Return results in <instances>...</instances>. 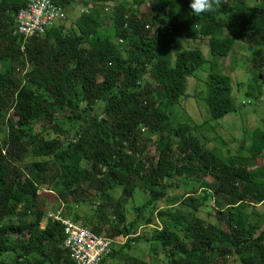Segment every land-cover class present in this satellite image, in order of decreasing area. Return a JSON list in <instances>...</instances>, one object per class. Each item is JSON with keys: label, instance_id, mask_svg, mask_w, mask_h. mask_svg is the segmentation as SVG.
<instances>
[{"label": "trees", "instance_id": "16d2710c", "mask_svg": "<svg viewBox=\"0 0 264 264\" xmlns=\"http://www.w3.org/2000/svg\"><path fill=\"white\" fill-rule=\"evenodd\" d=\"M55 1L64 10L72 4ZM25 2L0 0V264H75L63 225L46 219L51 207L41 190L54 192L74 221L91 206L99 217L83 224L96 234L127 238L101 264H134L123 254L143 238L164 248L163 264H264V175L251 172L264 158V129H250L234 153L238 139L220 142L211 124L244 107L221 67L237 50L252 52L246 104L264 96V0H220L199 16L192 0H132L136 10L125 1L89 0L77 21L66 17L28 39L14 34ZM145 3L150 12L141 14ZM190 41L205 42L211 62L200 45L186 47ZM205 69L207 117L184 131L177 106L189 78ZM150 144L156 158L148 156ZM207 177L213 189L200 186ZM139 191L148 199L129 219L127 205ZM164 197L176 204L160 208ZM111 215L123 226L112 225ZM144 226L151 233L137 235Z\"/></svg>", "mask_w": 264, "mask_h": 264}, {"label": "rangeland", "instance_id": "374dc122", "mask_svg": "<svg viewBox=\"0 0 264 264\" xmlns=\"http://www.w3.org/2000/svg\"><path fill=\"white\" fill-rule=\"evenodd\" d=\"M6 4H9L10 0H3ZM87 1L89 0H72V4L68 6V8L65 10L66 11V17L70 19V21H77L81 15L82 12L88 9L87 6ZM93 1V0H91ZM127 2L128 8H133L136 10L137 6L135 5H128L131 4L132 0H119V2ZM113 6V4H111ZM110 9L108 10V16L107 20L103 19V31L110 32V27H111V13ZM141 14H147L150 12V6L148 3H145L140 7ZM67 20V19H66ZM69 21V22H70ZM203 29H207L206 27H203ZM197 45H200V47L203 49L205 58L207 62H211L212 57L211 54L209 53V50L207 48V45L205 42H196V41H190V43L187 45L191 47H195ZM85 47H87V44H84ZM254 55H259L260 50L256 49L254 52ZM251 54L252 52L250 51H244V50H237L236 54L230 55L225 61H222V69L225 73H229L232 77V83H233V88L234 91H238L240 95H238L239 99L241 102H243L244 107H242L240 110H238L235 113L228 114L224 116L222 119L218 121H212L211 124L215 125L216 129L215 132L216 135L220 136L221 139H219L220 142H231V141H236V143L233 142L232 144V150L234 153H236V149L239 146V140L240 139H245L247 140L251 136V132L249 131L250 129H254L256 127H259L261 129H264V96L260 100V103H258L255 107L252 105H247L246 103L249 101L248 98L245 97V93L247 92V79L249 78V73H247V68L252 65L250 59H251ZM205 66H208L205 64ZM2 68V67H0ZM208 71L209 69H205V71L199 72L196 77H190L189 78V86L187 90V97L183 98L180 105L177 106V112L182 120L181 128L185 131L188 129V127L193 126L194 124L197 123H202L204 118L207 117V111L203 106V101L202 98L206 96L205 93V83L204 81L208 77ZM19 78H23L21 75ZM264 91V87L262 89ZM210 123V122H209ZM208 125V124H207ZM35 128V133H39L42 131L43 127L41 124H36ZM5 128L0 127V136L4 135L5 133ZM236 138V139H235ZM153 140L156 139V136L153 135L152 137ZM1 140V138H0ZM228 142V143H229ZM250 143V141H247V145ZM237 144V145H236ZM214 146V143H210V148ZM226 146V145H225ZM149 157L151 158H156L157 157V151H156V146L155 144H150L149 148ZM232 152V154H234ZM246 154V152H242ZM34 159H27V163L31 164ZM231 162H234L233 164L230 163L227 158H225V163L229 165L236 166L240 162L239 160L233 159ZM251 172L253 173L254 176H263L264 175V158L261 160L260 163L256 164H251ZM28 173L29 171L26 170ZM35 172V170L33 171ZM47 180H50L49 177H47ZM58 182L55 180L53 185L54 187L56 186ZM202 188H212L216 186V182L213 181V178L207 177L204 179V181L200 184ZM185 191V188L183 189H176L175 192H171V196H177L179 197L181 194H183ZM41 195L44 197L46 202L50 204L48 208L51 207L50 211H61L63 209V212L65 211V208L63 206V203L60 201V199L57 197V195L54 192L51 191H40ZM137 194V193H136ZM113 195L116 197H121V191L120 189H117L116 191L113 192ZM90 196L93 198L95 196V192L91 191ZM148 199V193H142V191H139L137 195H135V201L134 204L129 203L127 205V209L130 210L129 214V219H133L135 214H134V208L142 205L146 200ZM225 202H228L227 196L225 197ZM230 200V199H229ZM72 201V200H71ZM176 202L175 199L171 197H164L163 201L160 202V208H166L170 206V204H174ZM217 200H214L212 202V206L217 207ZM176 204V203H175ZM125 208L124 204H121V208ZM133 209V210H131ZM83 213L81 214L83 217L79 220L81 223H84L87 221L86 217H99L94 213V210L91 208V206H87L82 210ZM62 212V211H61ZM85 212V213H84ZM69 215H68V214ZM66 216L71 215L70 211H66ZM86 215V216H85ZM111 220L110 222L112 225L113 224H119V226H123L122 223H120L115 215H111ZM241 217V216H240ZM242 221L246 219L245 217H241ZM45 222L43 223V225ZM156 225L161 227V223L156 220ZM155 225V226H156ZM153 226V227H155ZM107 227V226H106ZM109 227V226H108ZM151 227L152 226H144L139 229L137 232V235H142V232H146L148 234L151 233ZM108 229V228H107ZM127 241V238L125 237H119L115 239L114 243H117L118 245H123ZM118 248V247H116ZM164 248L161 247L159 243H148L145 241V239H140L138 243L134 245L133 249L127 250L124 256L130 257L133 256L135 258L134 264H139L141 261H148L154 264H163L164 261ZM122 255V259H124ZM119 263H124V261L119 260ZM117 264L118 261L116 259L114 260H109L108 264ZM118 263V264H119Z\"/></svg>", "mask_w": 264, "mask_h": 264}, {"label": "built area", "instance_id": "2783aa9c", "mask_svg": "<svg viewBox=\"0 0 264 264\" xmlns=\"http://www.w3.org/2000/svg\"><path fill=\"white\" fill-rule=\"evenodd\" d=\"M65 20L66 11L55 0H26L15 16L14 34L24 39L41 36L49 28L62 24ZM61 211H49L46 219L63 225V247L69 252L74 263L101 264L112 251L115 240L96 234L80 221L64 216Z\"/></svg>", "mask_w": 264, "mask_h": 264}, {"label": "clouds", "instance_id": "9594fccd", "mask_svg": "<svg viewBox=\"0 0 264 264\" xmlns=\"http://www.w3.org/2000/svg\"><path fill=\"white\" fill-rule=\"evenodd\" d=\"M220 0H192L190 9L192 13L199 16L202 13L213 11V5H219Z\"/></svg>", "mask_w": 264, "mask_h": 264}]
</instances>
